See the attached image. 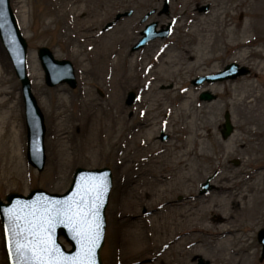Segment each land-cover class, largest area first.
Masks as SVG:
<instances>
[{"label": "rangeland", "instance_id": "obj_1", "mask_svg": "<svg viewBox=\"0 0 264 264\" xmlns=\"http://www.w3.org/2000/svg\"><path fill=\"white\" fill-rule=\"evenodd\" d=\"M186 1L11 0L12 9L28 43V75L33 85V93L44 114L46 164L43 170L39 171L28 163L26 113L21 90L22 85L11 59L0 41V145L2 147L4 143L9 144L10 142V145L13 146L12 153L17 157V163L22 164L23 171L21 178H14L11 182L2 180L0 176V200L5 202L9 193L27 196L33 189L63 194L70 188L74 173L78 168L88 170L109 168L112 171L113 186L105 212L106 237L100 253L103 264H180L179 259H182L184 264H200V261L205 264H217L216 260L220 256L222 261L231 256L236 257L232 259L231 263L226 262V264H264L263 248L258 241V234L264 229V220L249 223L250 226L247 228L240 223L244 218L242 211H239L243 208L241 197L245 194H238L235 201L228 206L230 208L232 205L233 207L238 205L233 210L236 215L232 216V220L234 226H238L239 230L234 228V231L230 229L228 232H222L216 239L209 237L210 233L214 234L213 231L205 233L204 227L209 225L205 218L195 220L196 217H192V224H199L194 229L189 223L183 232L184 235H181V232L172 235L170 223L167 221L169 218L168 210L173 207L169 204L189 201L190 203L198 202V206H210L211 203L207 200L211 199L212 196H226L227 191H221L220 188L224 182L222 179L226 175L233 177L236 174L240 180L248 176L245 181L248 184L245 186L250 185L247 195H252L251 198L264 197V136L253 138L255 141L252 145L257 149L255 153L246 154L243 152V148L238 149L237 145L240 143L231 144L238 131V117H241L237 116L231 105L232 98H235L236 95V83L251 75L255 85L264 92V71L259 73L252 66V61L239 56L240 51H252V53L264 51V23L259 19L251 20L240 10L231 11L230 15L234 18L229 16L230 19L233 18L229 23L233 29L237 28L236 33L239 42L244 43L246 41L242 28H246L250 22L254 23L255 28L252 27L247 30V40L256 39V41L251 46L229 51L224 41H229L232 37L219 40L222 35L220 32L222 26L220 28L214 26L215 34L207 30L205 33H201L202 27H204V21L201 19L207 18L213 21L216 2L220 0H190L188 4ZM250 1L259 2L260 0ZM257 7H260L259 4L256 5ZM261 7H264V4ZM130 12L132 13L130 14ZM217 13L222 21L225 16L224 10H218ZM102 20L104 21L101 22ZM152 24H157V31L171 29L170 36L157 38L140 50L134 51L142 39V32ZM125 31L132 33L133 40L129 42L125 52L127 58L121 64V70L123 71L125 68L127 71L126 74L123 71L124 75L136 73L144 76L150 68L157 70V75L170 76L171 74L167 71L168 67H166V71H162L163 65H159L160 60L164 57L166 61L169 59L177 61L174 57H181V47L185 43L181 41L190 39L194 44L189 47V51L190 49L193 50L192 59L183 64L182 73L181 71H173L175 77H170L165 82H157L156 79H153L152 83L146 81L144 83L143 81L138 84H128L121 102L123 110L118 113L117 109H114L115 104L112 100L114 90L111 85L114 79V71L112 72L111 69L107 71L106 63L103 69L102 64L97 60V55L102 50L107 51V55L113 56L111 59L114 64L118 49L125 45L120 40ZM112 33L113 35H111ZM202 34L206 36V42L215 41V46L210 50L197 48L199 41L202 40L200 37ZM103 35H108L109 38L105 39ZM41 47L50 49L58 60L72 62L78 84L75 89H71L66 84L55 88L46 86L45 74L37 54ZM213 57L220 59L209 63L208 59ZM231 64H237L239 70L247 69V73L237 79L214 84L207 82L201 85L193 84L197 78L216 75L223 72ZM168 66L171 69L170 64ZM154 83L156 90L151 93L152 95H147L148 87ZM145 84H148L147 88L144 86ZM214 86L217 87L216 90H213L212 87ZM204 92H210L216 96V99L212 102L200 100V95ZM131 93L136 95V102L130 105L129 96ZM165 93L171 94L172 98L164 97ZM178 93L177 99L173 100V97H176L175 94ZM189 94H192V99H188V101H192L188 110L190 115L196 105L202 106L204 113L213 110L215 120L214 125L210 127V133L212 136L214 135L215 139L211 138L217 144L212 140L214 151L208 152L210 158L193 160L190 164L192 167L197 164L196 167L198 168L197 170L189 169L193 175L191 180L194 181V185L191 184L190 178L188 182L180 186L172 183L174 177L173 179H170L171 177L162 179L160 176L155 181L150 173L146 174L149 177L144 176L145 179H140V171L130 173L128 180L131 182L127 183L126 175L122 173L127 165V160L126 158L122 159V157L135 156L138 152L137 149L141 150L146 144V141L144 144L141 143L143 139L154 138L153 142L158 149L154 157L161 158L169 152L165 162L172 165L175 153L174 144L177 142L176 135L179 134H173L167 124L172 122V117H176V121L172 122L174 123L173 129L178 126L181 129L185 128L187 126L185 123L190 125V116L184 119V124L176 123L182 121L179 118L181 112L175 116L178 106L187 100ZM157 98L163 105L159 109L157 108L159 104L153 106V102ZM259 102L261 106L264 104V99ZM115 103L120 104L117 101ZM88 104L94 107L92 113H95L93 117L88 118L89 123L94 125L96 119L103 117L107 122V129H110L109 131L113 135V138L108 142H101L97 151L92 148L91 153L81 148L80 145L85 140L83 127L87 121L83 122V115L86 113ZM151 104V109L154 111L150 110ZM212 106L214 108H211ZM156 108L157 110H155ZM167 108H170L169 111L164 112ZM147 111L150 112L145 116ZM185 112L183 111V113ZM226 113H229L233 126V134L228 139H224L221 133ZM119 115L122 119L124 118L125 124L122 123V119L113 124V118L116 119ZM160 120L164 121L163 125L159 124ZM10 121H12V134L3 137L6 133V122L9 123ZM154 122L158 124L154 127L156 134L152 135V131H150L152 125L150 124ZM263 123L259 126H249L250 131L256 133L260 129L264 130ZM14 126L18 127L17 130L13 129ZM194 127L195 125H191V129ZM17 133L21 134V138L18 137ZM138 134L144 138H141V141L136 144V149L132 148V151L127 147L128 144L124 140L127 141V138ZM55 136L56 139H54ZM91 146L94 147L95 145L91 144ZM220 146L224 149L221 153H219ZM218 157L222 158L218 159ZM249 158L253 159L254 162L250 168H246L245 162ZM154 166L155 164L150 167L155 168ZM63 170L67 174L65 180L61 179V171ZM248 172H250L249 175ZM251 172L253 173L251 174ZM172 174L176 175V173ZM206 184L208 185V192L202 194L203 186ZM124 185L126 194H129L128 198L139 202V199L144 197V200L149 203L143 207L140 206L138 209L130 210L132 211L130 213L131 218L130 215H126V211L118 209L120 202H122V186ZM189 185L190 188L187 190ZM146 191L148 196H144ZM258 191H261L262 195ZM159 194H164L165 199L159 200ZM202 200L205 202L200 205ZM188 206L193 209L192 211L196 209L192 204ZM209 217L211 218L212 215ZM216 223L218 226L223 224V222ZM153 224H156V228L153 227ZM119 228L127 231L126 236H129V232H131V240L133 231L143 233L145 236H141L140 241L142 244L144 243L143 247L148 250L131 258H126L121 247ZM155 229L161 231L156 233ZM181 237L187 240L178 247L175 243L180 242ZM226 238L229 241L220 250L219 244L224 242ZM61 241L67 249H71L64 240L61 239ZM236 242L237 246L235 245ZM242 245L247 246L244 251L238 249ZM173 247H176L174 254L172 252ZM177 258L178 261L175 260ZM0 264H9L5 251L1 218Z\"/></svg>", "mask_w": 264, "mask_h": 264}, {"label": "bare ground", "instance_id": "obj_2", "mask_svg": "<svg viewBox=\"0 0 264 264\" xmlns=\"http://www.w3.org/2000/svg\"><path fill=\"white\" fill-rule=\"evenodd\" d=\"M189 1L190 0H187L186 3L188 4ZM257 4H259L260 6L259 8L258 7L256 8ZM263 4H264V0H260L259 2H251L250 0H220V1H217L215 10H214L215 19L213 21H210L207 18H204V19L202 18L201 21H204L203 22L204 27H202L201 33H205V30H207L215 34L216 29H214V26L215 28H220L222 26V28L220 29V32L222 33V35L220 36L219 40L222 41V40H226V38H229L230 36L232 37L230 38L229 41H224V44L226 45L229 51L231 49L238 50V49L245 48L247 46H251L252 43L256 41V39L247 40L248 36H246V34L249 28H252V27L255 28V26H253L254 23L250 22V24H247L246 28H242L244 30V32L242 33L244 34L246 41L244 43H241L239 42L240 41L239 37H237V33H236L237 28L233 29L231 27V24L229 23L234 18V16L230 15V13L231 11L240 10L244 12L247 15V17H249L251 20L259 19L261 22L264 23V7H261ZM216 9L220 11L224 10L225 16H224V19H222V21L220 20L219 15L217 13L218 10ZM229 16H232L233 18L230 19ZM227 19H230V20L227 21ZM103 21L104 20H102L101 22ZM76 23H77V20H76ZM207 25L209 26L206 29ZM111 35H113V33ZM103 36L105 39L109 38L108 35H103ZM200 37L202 40L199 41L197 48H200L201 50L202 48L210 50L212 47L215 46V41H212L211 43L210 41L206 42L207 38L206 36H204V34H202ZM120 40L123 42V45L124 44L125 45L120 47L119 49L117 48L118 53H117V58L114 61L115 62L114 64L112 63V59H111V57L113 58V56L107 55V51L102 50L100 51L101 53L97 55V58H98L97 60L99 63L102 64L101 67L103 69L105 68V63H106L107 71L109 69H111L112 72L114 71L113 72L114 79L112 80V85H111V87L114 90L113 95H112V100L114 101L113 104H115L114 109H117L118 113L120 111L122 112L123 110L121 106V102L124 98V93H125L124 91L126 87H128V84H134V83L138 84L143 81L144 83L145 81L152 83L153 79H156L157 82L158 81L159 82L168 81L170 77H175V75L173 74L174 73L173 71H178V72L181 71L182 73L183 64H185V62H189L192 59L191 53L193 50L190 49L189 51V47L191 46V44H194V43L191 42L190 39L188 40L186 39L187 41H181L182 43L185 42L184 44H182V47H181L182 49L181 57L180 58L179 56L174 57L175 60L177 61H173L171 59L166 61L165 58L163 57L159 62V65L161 66L163 65L162 71H166V67H168L167 71L171 74L170 76L157 75V70H152L150 68L144 76L137 75L136 73L124 75L123 71H125V74L127 73V71L125 68H124L125 70L124 69L123 71L121 70V64H123L125 59L127 58V56L125 55V52L128 48L129 42L133 40L132 33L125 31L124 36L121 37ZM239 56L240 57L243 56L245 60L252 61L253 63L252 66L255 67L256 71H258L259 73H262L264 71V51H258V52H253V53L252 51L250 52L240 51ZM218 59L220 58L213 57V58L208 59V62L213 63L215 60L217 61ZM167 63L170 64L171 69H169V66ZM144 86H148V84H145ZM148 88H149L147 90L148 93L146 94L152 95L151 93H154V91L156 90L155 83L151 84ZM212 88L213 90L217 89L216 86ZM225 92H227V90H225ZM235 93L236 95H235V98H232L233 101L231 105L233 109L236 111L237 116H241L242 118L238 117L239 118L237 120L238 131L234 135L231 141L232 142L231 144L235 145L237 143L238 144L240 143L239 145H237L239 150L243 148L242 150L246 154L255 153L257 152V149L255 148L254 145H252V143H254L255 141V139L253 138L255 136H264V130L260 129L256 133H253L252 131H250L249 126L251 125L259 126L262 122H264V104H262L261 106L259 104L260 103L259 101L260 100L262 101L264 99V92H262L258 88V86L255 85L253 81V76L249 75L242 81H238L236 83ZM178 95L179 93L175 94L176 97L175 98L173 97V100L177 99ZM191 95L189 94L187 97V100H185V102H182L180 106H178V109L176 110V114H175V116H177L178 113L181 112V114L179 115V118L182 121L176 122L177 124H184V121H185L184 119H187L190 116L191 117V122H189L190 125L185 123L187 125L185 128L183 127L181 129L180 126H178L176 129H173L174 123L172 122L176 121V117H172L171 119L172 122L170 124H167L168 128L171 129V132L173 134H179V135H176L177 142L174 144L175 153H174V157H173L174 161L172 165H170L171 163L168 164L165 162V158L169 156V152L166 156H162L161 158L154 157L155 153L158 151L156 145L153 142L154 138L150 140L148 139L149 141L143 139L141 143L144 144V142L146 141L145 142L146 144L142 147L141 150L137 149L138 152L135 156L129 155L127 157H122V159L126 158L127 160V165L125 166V169L122 172L126 175L125 177L127 179V183L131 182V180H128L130 179V173L140 171V174H141L140 179H145V177H149V176H146V174L150 173V175L154 177L155 181H157V179L160 178V176H162V179L169 178V177H171L170 179H173L174 177L172 181V183H175L174 185H177V186L184 185L186 182L189 181V178L190 180L191 178L193 179V175L192 173L189 172V169L190 168H192L193 170L198 169L196 167L197 164L195 165V167H192L190 165L193 162V160H199V159L204 160V159H208L211 157L210 155H208V152L214 151V145L212 144V140L215 139V137H213L214 135L212 136V133H210V127L214 125L215 115H214L213 110L204 113L203 112L204 108L199 105H196L195 109L193 108V112L190 115V112L188 110H189V107H191L192 105V101H188V99H192ZM163 96L172 98L171 94L169 93L167 94L165 93ZM251 98L252 100H249ZM115 101H117V103H120V104L117 105ZM157 104H159L157 107L158 109L160 108V106H163L161 105L160 100H158V98L153 102V106H157ZM151 107H152V104L150 105V110H152ZM148 108L149 106L147 107V109ZM157 108L155 110H157ZM211 108H214V107L212 106ZM169 109L168 108L165 109L166 111L164 110V112L169 111ZM92 110L94 111V107L89 106L88 104L86 113L83 115L84 116L83 122L85 120L87 121L86 125L83 127V132H84L83 134L85 136V140H83L82 144H80L81 148L88 151V153L89 152L91 153L92 148H94V150L97 151L101 142L105 143V142H108L111 138H113L112 132L109 131L110 129H107V126H106L107 122L105 119H103L102 116H101L102 117L101 119H96V122L94 123V125L89 123L88 118L93 117L95 114L94 112L92 113ZM183 111H186V112L183 113ZM149 112L150 111H147L145 116L149 114ZM160 113L162 114V112ZM120 119H122L121 115H119V117L116 119L113 118V124L116 123ZM122 123L125 124L124 118L122 119ZM163 123L164 121L162 122L160 120L159 124L163 125ZM157 124L158 123L156 122H154L153 124H150L152 125V129H150V131H152V135L156 134V129H154V127H156ZM6 125H7L6 133L4 134L3 137H6V135L12 134V121H10L9 123L6 122ZM191 125H195V127L191 129ZM17 128H18L17 126L13 127V129L15 130H17ZM17 135L18 137L21 138L20 133L19 134L17 133ZM211 137H213V139ZM141 138H144V137L140 136L139 134L133 135L132 137L127 138V141L124 140V142H126L128 144L127 147H129L132 150V148L136 149L135 148L137 147L136 144L141 141ZM54 139H56V136L54 137ZM213 142L215 143L214 140ZM91 144H94L95 146L93 147L91 146ZM219 149H220L219 153H221L224 150L222 146H220ZM12 152H13V146L10 145V142L9 144H7V142L4 143L2 147L0 145V176L2 180L7 181V182H11L14 180V178H21L23 176V171L21 168L22 164L17 163V157ZM57 156H58V153H57ZM221 158L222 157L220 158L218 157V159H221ZM168 161H172V160H168ZM253 162L254 160L249 158L245 162L246 168H250ZM154 164H155L154 167L156 169L153 167H150V166H153ZM68 167L69 165L67 166V168ZM61 173H62L61 179L65 180L67 178L66 171L63 170L61 171ZM172 173H176V175H173ZM249 173L250 172H248V175ZM252 173L253 172H251V174ZM246 178H248V176L243 177L240 180L238 175L236 174H234L233 177L232 176L229 177L227 175L224 176L222 179V181L224 182L222 183L220 188H221V191L223 190L227 191V195L226 196H217V195L212 196L211 199L207 200V202L209 201L211 203L210 206H205V205L202 206L201 204H204L205 202L204 200L200 202L201 206H198L199 205L198 202L190 203L189 201L182 202V203H176V204H169V206L170 205L173 206L171 210L167 209L168 214H169V218L167 219V221L168 223H170V226H171V234L174 235V234H177L178 232H181V235H184L183 232L187 228V225L189 223L191 224L193 223L192 217H196V219L194 218L195 220H197L198 218H200V220H203L205 218L208 221L209 225L205 226L204 230H205V233H209L208 231L214 232V234L210 233L209 235L210 238L216 239L217 237L221 235L222 232H225V231L228 232L230 229H233L234 231V228L238 229V226H234V221L232 220V216L235 214V211L233 210L234 208L236 209L238 205L236 207H233V205L230 208L228 207L231 203L235 201V198L237 197L238 194H245L243 197H241L243 208H241V210L239 209V211H242L244 218L242 221H240V223L245 228H247L248 226H250L249 223L261 222V220H264V197L259 196L256 198H251L252 195H249V196L247 195L248 187L250 185L245 186V185H248L247 182H245ZM191 184L194 185L193 180H191ZM241 186L244 187V189H242ZM189 188H190V185L186 189L189 190ZM147 191L149 190L147 189ZM147 191L145 192L144 196H148ZM261 191H258L260 195H262V193H260ZM128 195H129L128 193L126 194L125 185L122 186V202H120L118 209L119 210L121 209V211H126L127 216H129L130 213H132V211L130 210L132 209L134 210V208L138 209L140 206L143 207L145 204L148 203L146 200H144V197L140 198L139 202L138 201L136 202L133 199L128 198L129 197ZM159 195H160L158 197L159 200L164 198V194H159ZM189 204H192V206H195L196 209L192 211L193 209L189 208L188 206ZM210 215H212L211 218L209 217ZM129 217L131 218L132 216L130 215ZM216 222H220V223L223 222V224L218 226ZM125 224L126 223L124 222V225ZM198 224L199 223L192 224L193 228L194 229L197 228ZM153 227L156 228V224H153ZM155 230H156L155 231L156 233H159L161 231V230L159 231L158 229H155ZM118 232L120 233V242H121V247L123 250V255L126 258H131L134 255H137L139 253H142L148 250L146 247H143L144 243L142 244V242L140 241L141 236H145L143 233H138L136 231H133V236L131 240L130 238L131 232H129V236H126L127 231L121 228L118 229ZM180 240H181L180 242L175 241L176 242L175 245L178 247H180V245H183L187 239H185L184 237H181ZM228 241L229 239L226 238L224 242H220L219 244L220 250H222V247L226 245ZM236 244L237 242L235 243V245ZM238 244H239V241H238ZM246 247L247 246L242 245L238 249L241 251H244V248ZM175 248L176 247L172 248L173 254L175 253V250H174ZM178 258L175 260L178 261ZM221 258H222L221 256L217 258L216 260L217 264H226V262L231 263L233 261L232 259L236 257L231 256L223 261L221 260ZM179 262L180 264L181 263L184 264V261L182 259H179Z\"/></svg>", "mask_w": 264, "mask_h": 264}, {"label": "water", "instance_id": "obj_3", "mask_svg": "<svg viewBox=\"0 0 264 264\" xmlns=\"http://www.w3.org/2000/svg\"><path fill=\"white\" fill-rule=\"evenodd\" d=\"M0 12L3 13V16L0 17V39L5 46L10 58L13 61L14 68L17 76L22 82V92L23 98L26 106V120L28 127V160L29 162L36 167L39 171H42L45 162V134L46 127L44 124V115L42 114L40 108L38 107V103L36 98L32 93V84L27 74V51L28 45L26 40L23 38V35L20 31L17 18L12 11L10 0H3L0 3ZM155 25L151 26L146 30V37L140 43L136 49H139L143 45H145L148 41L156 38L157 36L154 34ZM166 36V33H159L158 36ZM38 56L41 61L43 70L46 74V83L50 87H56L61 84H69L72 88L77 87L75 71L73 64L70 61H59L54 58L52 52L47 48H40L38 51ZM238 67L232 66L228 67L226 71L218 76L208 77L205 79H200L196 83H201L204 80H208L210 82L223 81L225 79H235L238 76L244 75L247 73L246 69L238 70ZM236 69L238 72H236ZM216 97L210 93H204L201 96L202 100L212 101ZM134 96L131 95L129 104H132ZM225 124L223 126L222 135L224 139H227L233 132V126L231 124L230 115L227 113L225 115ZM84 176H106L108 181V191L105 194L104 204L101 208V218H102V236L99 242V247L96 249V264H102L100 251L104 245V235L106 228V220H105V211L108 204L110 190L112 188V176L109 170H95L88 171L83 168H79L76 171L75 180L71 187V189L64 195L58 194H49L42 190H33L29 197H24L19 194H9L7 196L8 204H4L0 201V210L4 217V228L9 225V219L7 215L8 209L12 208L14 204L18 201L23 203H32L37 200H67L74 191H76V186L80 182L81 177ZM206 192V186L204 187L203 193ZM63 236L69 243H71L73 249L71 251H66V249L60 244L59 238ZM9 255L11 259V264H15L16 257L10 254V246L9 240L11 237L6 235ZM54 239L56 243L60 246L61 250L67 256H74L77 251L76 242L73 239V234L69 231V229L63 225H57L54 232ZM259 241L264 245V230H262L259 234ZM12 252L15 251L14 246L11 249ZM264 257V253H263ZM200 264H204V262H200Z\"/></svg>", "mask_w": 264, "mask_h": 264}, {"label": "snow or ice", "instance_id": "obj_4", "mask_svg": "<svg viewBox=\"0 0 264 264\" xmlns=\"http://www.w3.org/2000/svg\"><path fill=\"white\" fill-rule=\"evenodd\" d=\"M107 191L106 176H84L67 200L14 204L7 211L5 232L11 237L10 254L16 257L15 264H96L103 227L101 208ZM57 225L73 234L77 246L74 256L65 255L56 243Z\"/></svg>", "mask_w": 264, "mask_h": 264}]
</instances>
